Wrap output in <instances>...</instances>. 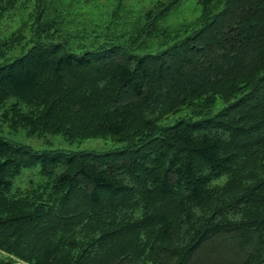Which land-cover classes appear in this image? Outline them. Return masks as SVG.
<instances>
[{"label": "trees", "instance_id": "16d2710c", "mask_svg": "<svg viewBox=\"0 0 264 264\" xmlns=\"http://www.w3.org/2000/svg\"><path fill=\"white\" fill-rule=\"evenodd\" d=\"M179 1L128 36L92 29L79 52L41 42L61 25L41 5L30 14L37 40L0 65L2 118L126 146L36 152L0 137V264H264V0H198L195 21L160 29ZM18 8L0 0V21ZM26 28L0 40V59ZM36 166L38 181L14 186Z\"/></svg>", "mask_w": 264, "mask_h": 264}, {"label": "rangeland", "instance_id": "374dc122", "mask_svg": "<svg viewBox=\"0 0 264 264\" xmlns=\"http://www.w3.org/2000/svg\"><path fill=\"white\" fill-rule=\"evenodd\" d=\"M172 0H19L20 8L14 12L9 19L0 21V40L7 38L11 33L15 32L22 24L26 25L24 30L25 35L29 38L34 22V17L30 14L35 13V8L41 5L45 15H50L52 19H56L60 23L61 28L59 33L52 37H43L41 42L63 43L68 39L70 48L79 52L78 46L80 43L88 45L92 38L96 35L99 40L114 38L121 34H130L128 29L136 26L137 23L143 21L144 16L150 10H153L157 5L158 9H162ZM21 3L23 5L21 6ZM114 14V18L113 15ZM201 14V6L198 0H180L173 6L167 14L159 21V27L162 30L176 31L178 27L184 24L195 21ZM110 22L118 24L106 32V27ZM95 26V28H93ZM92 29H97L96 35L90 32ZM53 30V28H52ZM76 36H84L82 40H78ZM185 35L182 34L181 38ZM125 39V38H124ZM37 40L36 37L33 41ZM33 41L29 38L28 41L11 51L4 59H0V65L9 63L12 60L21 57L28 48L31 47ZM78 41V42H77ZM122 42V41H120ZM70 49V50H71ZM224 103L218 100L212 112L218 111ZM3 109L0 108V137L13 143H18L30 147L36 152L63 151L67 153L94 151L103 153L115 149H122L126 146L125 143L113 141L111 138H88L84 140L67 141L61 134H46L44 136L29 135L24 128L11 130L8 122L2 118ZM187 115V111H181L177 114L169 116L161 121L162 125L170 126L179 118ZM40 167L36 166L31 169H25L21 175L14 181L15 187H25L29 180L38 181ZM221 178L219 181H223ZM41 230L40 227H37ZM36 248L39 246L32 245ZM227 251V249H225ZM218 252L223 253V250ZM209 255H205L197 263L202 261Z\"/></svg>", "mask_w": 264, "mask_h": 264}]
</instances>
